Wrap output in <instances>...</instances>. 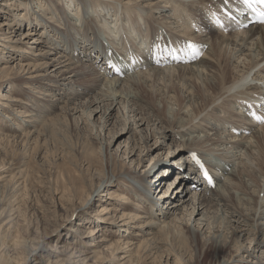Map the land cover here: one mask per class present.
I'll use <instances>...</instances> for the list:
<instances>
[{
  "label": "bare ground",
  "instance_id": "obj_1",
  "mask_svg": "<svg viewBox=\"0 0 264 264\" xmlns=\"http://www.w3.org/2000/svg\"><path fill=\"white\" fill-rule=\"evenodd\" d=\"M26 6L32 11L20 15H26L25 20L17 17L15 23L0 25V45L10 41L7 34H12L15 26L25 24L30 29L22 33L16 41L21 44L16 45L31 41L36 44L23 51L28 63L19 66L16 79L22 86L13 89L35 102L23 103L12 92L0 97L11 104L18 103L12 113L17 121L24 119V123L37 126L56 110H63L65 117H71L72 111L81 115L103 111L102 121L115 104L122 106L118 117H123L124 126L129 122L151 131L157 123L162 125V131L152 133V139L158 141L151 144L148 136L140 139L147 155L160 151L162 144L165 146L163 141L168 135L164 131L172 133L173 146L169 145V150L176 151L159 156L154 166L142 173H130L132 182L125 190L135 193L139 202L148 203L162 224L137 213H123L104 221L114 232L126 229L125 239L108 247L118 254V261L126 264L133 251L139 252L143 246L131 239V230L149 231L146 235L153 237L144 246L149 249L155 238L150 231L162 225L161 232L175 233L177 229L163 218L187 210L185 213L191 217L205 218L202 229V218L198 219V227L189 222L183 228L196 242L197 234L203 236L201 232L206 227L207 236L202 242L214 249L216 264H238L245 258H250L251 264H264V252L256 254L259 249L264 251V123L255 118L264 117V25L250 23L243 15L242 0H40ZM44 8H48L50 16L40 13ZM187 40L196 43L191 45L196 46L198 54L189 45H178ZM59 45L63 46L61 50ZM121 53L126 58H120ZM117 68L121 71L117 72ZM38 89L46 91L34 96ZM83 96L86 101L77 103ZM7 104L0 103L2 115L12 112ZM171 104L178 110L172 108L173 112H168ZM36 133L37 130L26 133L29 144L30 134L33 139ZM213 156L229 169L215 165ZM160 169L166 178L173 171L178 172L175 181L179 179L180 186L164 187L154 198L152 188L159 178L156 180L153 172ZM6 170L0 168V184L8 176ZM199 180L204 187L194 189L189 197L190 187L197 188ZM113 184L112 175L96 192L102 193ZM123 200L124 207L129 208L141 203L136 204L128 196ZM163 200L170 203L167 211L159 209ZM3 202L0 201V209ZM102 210L104 214L111 212ZM2 215L0 211V219ZM12 220L9 217L0 232L12 227ZM235 220L238 228H232ZM219 226L228 231L226 237L212 232ZM235 230L250 240V245L240 243ZM87 235L95 236V228H88L84 233ZM107 240L104 234L88 246L90 250L81 252L71 247L58 253L70 254V264H87L99 256L98 248ZM232 243L238 244L237 252L224 257L227 249L233 250Z\"/></svg>",
  "mask_w": 264,
  "mask_h": 264
},
{
  "label": "rangeland",
  "instance_id": "obj_2",
  "mask_svg": "<svg viewBox=\"0 0 264 264\" xmlns=\"http://www.w3.org/2000/svg\"><path fill=\"white\" fill-rule=\"evenodd\" d=\"M34 1L40 0H0V25L3 26L5 22L15 23L14 19L17 17L25 20L27 16L20 17V15L28 14L26 10L32 11L26 4ZM123 2H126V0H123ZM38 6L39 4L36 5V8ZM40 13L47 16L51 15L48 8H44ZM29 29L27 24L22 27L15 26L13 33L7 34V36H10V41L0 45V50L5 51L4 53L0 52V97L5 93L12 92L11 95L15 99L23 101V103H29L33 99L24 96L19 91L17 93L13 89L22 86V82H16V79L20 73L19 66L28 63L23 58L25 55L23 51L34 45L35 41H31L28 45H16L21 44L20 42L16 43V41L20 39L22 33ZM181 44L196 43L187 40L178 45ZM62 48L63 46L59 45V49ZM10 50H12V53ZM133 52V54H137V51L133 50ZM130 54L129 52L127 56ZM122 56L123 53H121L120 58ZM79 62L83 65L81 61ZM5 66H11V68L5 70L3 69ZM38 90L34 96H40L46 91ZM68 94L70 95V92ZM86 99L87 97L83 96L77 103L81 104ZM3 102L8 103L7 105L12 108V112L9 111L6 115L0 113V132L2 133L0 135V168L1 170L7 169L6 175H8L5 181L0 184V201H4L0 209L3 214L0 219V226L7 222L9 217L13 219L11 223L14 222L13 225L10 224L12 227L8 226V228L10 227L8 230L3 229L0 232V264H70V254L62 255L58 253V250L71 247L81 252L90 250L91 248L88 246L92 242L96 243L104 234L108 240L104 242L101 248H98L100 251L99 256L93 258L87 264L124 263L118 261V254L108 250V247L119 239L124 240L126 229H114L117 231L114 232L113 229L105 225L104 221L111 216L119 218L123 213L129 215L137 213L143 216L148 215L146 217L151 216L150 219L159 222L158 213L153 215L152 207L148 203L143 201H140V203L135 193L132 191L126 192L125 190L132 182L129 178L132 175L130 173H142V171L154 166L153 164L157 162L159 156L172 155L176 151L175 149L169 150V145L173 144L172 133L164 131L168 135V138L163 141L165 146L162 144L160 151L155 153L153 151L152 155H147V150L140 139L148 136L151 144L158 141L152 139V133L162 131V125L157 123L151 128L152 132L147 131L146 126L138 129L129 122L124 126L123 117H118V110L122 111L120 105L116 106L114 104L110 107L106 114L109 118L106 119V116H104L102 121H100V118L103 111L93 113V115L89 112L86 115H81L76 111H72L71 117H65L63 110H56L50 112L51 114L49 113L48 119L45 120L46 123L34 126L24 123V119L17 121L14 118L12 113H14V109L19 107L18 103L11 104L0 100V103ZM32 102H35V100ZM174 105L169 106L168 112H173L172 108L175 111L178 110V107ZM20 109L25 111V108ZM119 115H122V113ZM9 117L13 118L15 122H12ZM55 119L62 120L56 122ZM55 123L56 125H54ZM35 129L37 133L34 134L33 139L30 134L29 144L26 133H33L36 131ZM132 129L133 131H131ZM137 143L138 145L135 147ZM159 144L161 145L160 141ZM214 157L211 160L214 161L215 165L219 164V167L225 166L224 169H229L223 161H220L218 157ZM9 170L11 171L9 172ZM177 173L173 171L166 178L167 174H164L162 169L153 172L154 178L156 180L159 178L158 184L156 183L152 188L154 198L158 196L160 190L164 187L168 189L169 186L171 188L180 186L179 179L175 181ZM112 175L114 176V184L111 187L108 186L106 191L102 193L96 192L98 186L103 185L105 180ZM160 176H163V178ZM197 184H199L197 188L190 187L189 197L194 189L204 187L203 181L199 180ZM124 196L130 197L131 201L136 204L139 202L144 207L141 208L139 204L131 205V208L124 207V204H122ZM168 205L170 203L163 200L159 205V209L163 208L167 211ZM102 209L111 210V212L104 214ZM211 211H214V209ZM185 212L187 210H179L177 215H172L167 219L163 218L173 228L177 229L175 233L167 235L166 232H161L162 225H159L155 231H150L155 233V238L153 239L154 245L149 249L144 247L151 243L149 240L153 237L152 235H146L149 231L147 229L145 231L131 230L132 235L130 237L133 236L131 239L135 240L136 245L142 244L143 246L139 252L138 250L133 251L126 264H216L214 249L202 242L203 238L207 236V233L204 234L206 227L201 232L203 236L197 234L196 242L183 228L184 224L189 222L191 225L198 227V219L202 218V229L205 218L201 215L191 217ZM142 220L146 222L148 219L143 218ZM181 222L183 223L182 227L180 226ZM232 224V228H238L236 220ZM238 226L240 227V225ZM90 227L95 228L96 235L93 237L84 236V233ZM214 229L212 232L215 231V233L226 237L228 231H224L223 227L220 228L219 226ZM237 232L240 243L249 244L250 240L240 235L239 231ZM137 233H140V236H136ZM236 245L238 244L232 243L233 250L227 249L223 256L226 257L235 251L237 252ZM262 252H264L263 248L257 250L256 254L262 255ZM248 259L250 258L242 259L238 264H251ZM253 261H257L256 258Z\"/></svg>",
  "mask_w": 264,
  "mask_h": 264
},
{
  "label": "snow or ice",
  "instance_id": "obj_3",
  "mask_svg": "<svg viewBox=\"0 0 264 264\" xmlns=\"http://www.w3.org/2000/svg\"><path fill=\"white\" fill-rule=\"evenodd\" d=\"M243 2H244L245 4H247L248 7H250V8L252 7V3L250 2V0H243ZM189 48L192 49L193 52H196V54H198L195 45H191V44H189ZM113 67H115V66H113ZM116 71H117V72H120L121 69L117 68ZM253 115L255 116V114H253ZM255 118H256L259 122L264 123V117L255 116Z\"/></svg>",
  "mask_w": 264,
  "mask_h": 264
}]
</instances>
